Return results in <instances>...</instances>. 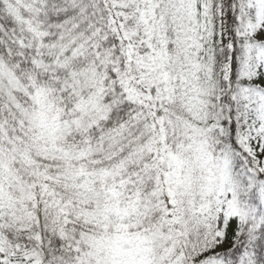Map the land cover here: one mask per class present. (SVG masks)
Instances as JSON below:
<instances>
[{"label":"snow or ice","instance_id":"snow-or-ice-1","mask_svg":"<svg viewBox=\"0 0 264 264\" xmlns=\"http://www.w3.org/2000/svg\"><path fill=\"white\" fill-rule=\"evenodd\" d=\"M0 264H264V0H0Z\"/></svg>","mask_w":264,"mask_h":264}]
</instances>
